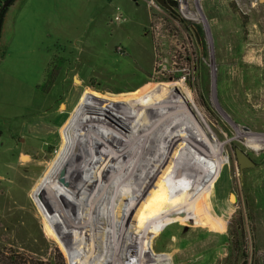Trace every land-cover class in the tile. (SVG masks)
Here are the masks:
<instances>
[{
  "label": "rangeland",
  "instance_id": "rangeland-1",
  "mask_svg": "<svg viewBox=\"0 0 264 264\" xmlns=\"http://www.w3.org/2000/svg\"><path fill=\"white\" fill-rule=\"evenodd\" d=\"M87 6L74 10L67 28L47 44L51 62L61 59L63 66L57 72L56 65L49 78L46 71L44 90L29 89L28 71L22 73L27 81L19 74L14 82L13 97L5 87L0 91V259L14 254L27 264L87 260L75 254L84 236L74 238L70 217L62 221L50 210L66 231L65 252L53 235L58 236L54 223L42 222L32 193L56 161L62 130L75 111L86 112L84 126L102 121L124 138L135 132L129 112L154 121L148 111L163 105L161 100L185 101L189 95L187 107L224 146L227 162L212 196L213 213L224 224L212 229L195 217L175 222L153 241L154 252L161 264H264V0H194L193 16L155 7L151 0H91ZM117 9L120 21L114 18ZM83 97L92 101L94 113L84 110ZM236 149L250 155L256 167L241 170ZM134 182L129 181L133 188H121L124 196L138 191ZM49 184L60 193L56 181ZM72 213L79 222L75 208ZM130 227L137 228L135 219ZM88 246L92 259L104 260L105 252Z\"/></svg>",
  "mask_w": 264,
  "mask_h": 264
},
{
  "label": "bare ground",
  "instance_id": "bare-ground-1",
  "mask_svg": "<svg viewBox=\"0 0 264 264\" xmlns=\"http://www.w3.org/2000/svg\"><path fill=\"white\" fill-rule=\"evenodd\" d=\"M166 98L159 103L163 105L148 111L156 115L154 121H142L130 110L127 118L136 124L135 132L124 138L110 132L109 125L102 121L84 126L81 119L86 112L75 111L62 130L63 143L56 161L35 182L32 193L42 222L47 226L48 221L54 223L58 236L53 235L63 250H69L68 237L50 210L62 221L70 217L74 238L84 236V242L75 249L76 255L87 258L82 264H161L164 260L155 254L153 241L169 225L194 217L212 229L224 224L212 206L216 181L227 162L224 146L211 136L202 118L187 107L189 95L185 101L182 97ZM174 100L177 103L173 104ZM81 104L87 112L96 111L88 98L83 97ZM194 132L204 144L196 140ZM21 159L29 161L26 156ZM50 180L56 181L60 193L50 186ZM130 180L135 181L138 191L133 190L132 197L127 192L126 197L121 188L132 187ZM230 201L235 202V197L231 196ZM73 208L79 222L73 219ZM86 218L94 221L90 224ZM134 219L135 230L130 227ZM83 222L87 223L85 227ZM64 226L68 228L67 221ZM88 245L105 252L104 260L92 259Z\"/></svg>",
  "mask_w": 264,
  "mask_h": 264
},
{
  "label": "crops",
  "instance_id": "crops-1",
  "mask_svg": "<svg viewBox=\"0 0 264 264\" xmlns=\"http://www.w3.org/2000/svg\"><path fill=\"white\" fill-rule=\"evenodd\" d=\"M90 4L91 0H21L15 3L8 11L2 33L7 55L0 62V91L5 87L13 97V91L18 90L14 82L19 74L20 79L27 81L24 74L28 71L33 76L29 79V89L37 88L52 59L51 46L47 44L67 28L74 10L83 12ZM5 80L8 81L6 85Z\"/></svg>",
  "mask_w": 264,
  "mask_h": 264
},
{
  "label": "trees",
  "instance_id": "trees-1",
  "mask_svg": "<svg viewBox=\"0 0 264 264\" xmlns=\"http://www.w3.org/2000/svg\"><path fill=\"white\" fill-rule=\"evenodd\" d=\"M19 1H21V0H0V62L7 55V47L2 42V33H3V28H4L5 21H6V17H7L9 9L15 3L19 2ZM167 3L169 5L168 9L171 12L177 10V5L175 3H172V2H169V1ZM60 60H58L57 63H54V60H52V62L49 65V68L47 69V78L50 77V75H51L50 72H53V69H55L56 65H57V67H56L57 68V72L61 71L62 66H63V61L62 60L60 61ZM46 84H52V83H48V79H47ZM37 88L44 90V88H42L40 85ZM17 259L22 260L20 257H16V256H14V254H12L6 259H3L1 257L0 262L2 261L3 264H5V263L6 264H27V262L17 261ZM33 264H38V263H33ZM62 264H66L65 260L63 258H62Z\"/></svg>",
  "mask_w": 264,
  "mask_h": 264
},
{
  "label": "built area",
  "instance_id": "built-area-1",
  "mask_svg": "<svg viewBox=\"0 0 264 264\" xmlns=\"http://www.w3.org/2000/svg\"><path fill=\"white\" fill-rule=\"evenodd\" d=\"M166 1L175 3L177 5L178 11L182 13L183 15L193 16L192 12L194 8V0H166ZM151 4L154 5L155 7L161 6L156 0H151ZM114 18L116 21H120L122 19V15L119 9H117V12Z\"/></svg>",
  "mask_w": 264,
  "mask_h": 264
},
{
  "label": "water",
  "instance_id": "water-1",
  "mask_svg": "<svg viewBox=\"0 0 264 264\" xmlns=\"http://www.w3.org/2000/svg\"><path fill=\"white\" fill-rule=\"evenodd\" d=\"M162 7L169 8L166 0H156ZM236 157L241 170L255 167L256 163L241 149H236Z\"/></svg>",
  "mask_w": 264,
  "mask_h": 264
},
{
  "label": "flooded vegetation",
  "instance_id": "flooded-vegetation-1",
  "mask_svg": "<svg viewBox=\"0 0 264 264\" xmlns=\"http://www.w3.org/2000/svg\"><path fill=\"white\" fill-rule=\"evenodd\" d=\"M250 158H252L250 155H248ZM252 160L255 162V160L252 158ZM256 163V162H255ZM256 165H257V163H256ZM256 167V166H255Z\"/></svg>",
  "mask_w": 264,
  "mask_h": 264
}]
</instances>
